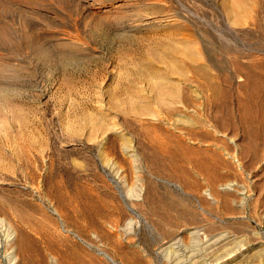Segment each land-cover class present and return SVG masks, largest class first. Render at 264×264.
<instances>
[{
	"label": "rangeland",
	"instance_id": "1",
	"mask_svg": "<svg viewBox=\"0 0 264 264\" xmlns=\"http://www.w3.org/2000/svg\"><path fill=\"white\" fill-rule=\"evenodd\" d=\"M2 1L0 264H264V0Z\"/></svg>",
	"mask_w": 264,
	"mask_h": 264
},
{
	"label": "bare ground",
	"instance_id": "2",
	"mask_svg": "<svg viewBox=\"0 0 264 264\" xmlns=\"http://www.w3.org/2000/svg\"><path fill=\"white\" fill-rule=\"evenodd\" d=\"M2 1V0H1ZM7 1V0H6ZM9 1V0H8ZM11 1H13V0H11ZM10 1V2H11ZM15 2H17L18 3V1L17 0H14ZM24 1H27V0H23V2H20V3H25V4H27L26 2H24ZM39 1H41V0H39ZM39 1H38V3H39ZM44 0H42V3L44 4L45 2H43ZM56 1V0H55ZM178 1V3H179V5L184 9V10H186L187 11V5H185L181 0H177ZM3 3H4V1H2ZM2 2H0V4L2 5L3 3ZM14 2V3H15ZM28 2H31V0L29 1L28 0ZM33 2V1H32ZM36 2V1H35ZM13 2H12V4H14ZM19 3V4H20ZM41 3V5H43ZM5 4V3H4ZM8 5H9V2L7 3ZM6 4V5H7ZM46 4V3H45ZM5 5V6H6ZM21 5V4H20ZM19 5V6H20ZM23 5V4H22ZM21 5V6H22ZM28 5V4H27ZM2 6H4V5H2ZM7 7V6H6ZM8 7H10V6H8ZM18 9V8H17ZM5 13V12H4ZM6 16V15H5ZM146 22H145V25H149V26H161L164 22H167V21H170L168 18H164V17H151V18H148V19H146L145 20ZM11 221V220H10ZM5 227V228H4ZM17 228V227H16ZM18 229V228H17ZM0 232H2V233H4V236H5V244L6 245H9L10 247H11V242L12 241H14V239L17 237V232H16V230L14 229V227H13V225L6 219V218H4V217H0ZM15 235H16V237H15ZM208 242V241H207ZM14 243V242H13ZM206 244H209V243H206ZM13 250L14 251H16V247H13ZM20 251V250H19ZM12 253H14V252H12ZM11 253V254H12ZM10 254V253H9ZM15 254V253H14ZM9 256V255H8ZM11 256V255H10ZM9 256V257H10ZM232 256V255H231ZM18 256L15 254V255H13V257L12 258H10L11 259V263H13V261H17V258ZM9 259V260H10ZM214 261H216V259L214 260ZM217 263V262H216Z\"/></svg>",
	"mask_w": 264,
	"mask_h": 264
}]
</instances>
